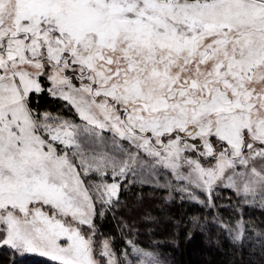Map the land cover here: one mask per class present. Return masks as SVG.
Instances as JSON below:
<instances>
[{
  "label": "snow or ice",
  "instance_id": "6c2138e0",
  "mask_svg": "<svg viewBox=\"0 0 264 264\" xmlns=\"http://www.w3.org/2000/svg\"><path fill=\"white\" fill-rule=\"evenodd\" d=\"M145 188L214 210L234 243L255 231L264 0H0V248L13 262L168 264L130 214ZM109 217L115 234L100 230ZM141 219L155 221L147 207Z\"/></svg>",
  "mask_w": 264,
  "mask_h": 264
},
{
  "label": "trees",
  "instance_id": "16d2710c",
  "mask_svg": "<svg viewBox=\"0 0 264 264\" xmlns=\"http://www.w3.org/2000/svg\"><path fill=\"white\" fill-rule=\"evenodd\" d=\"M36 100L41 107L48 106L53 111L58 107L45 94H40ZM138 192L139 189H133L132 194L126 198L131 209V217L137 221L141 231L138 238L142 244L157 242L168 264H264V209L247 206L244 208V218L250 221L255 231H247L242 242L234 243L212 222L214 210L191 202H181L176 193H173V201H166L164 199L167 196L166 191L149 195L151 189L145 188L144 207L148 208L155 221L144 222L141 219L144 207L135 206ZM221 192L225 197L220 201L223 205L233 194L227 190ZM219 211L225 220L236 218L223 207ZM121 215L128 217L127 212H122ZM194 216L199 218L200 223H206L204 230H201L199 224H192L191 218ZM99 226L101 232L106 234H115L117 231L116 221L110 217L101 221ZM257 232L260 235H257ZM0 264H52V262L31 255L16 256L13 262L8 249L0 248Z\"/></svg>",
  "mask_w": 264,
  "mask_h": 264
},
{
  "label": "rangeland",
  "instance_id": "374dc122",
  "mask_svg": "<svg viewBox=\"0 0 264 264\" xmlns=\"http://www.w3.org/2000/svg\"><path fill=\"white\" fill-rule=\"evenodd\" d=\"M225 189H220V191H224ZM29 255H31V256H38V257H42V256H40V255H38V254H29ZM27 256V255H26ZM42 258H45V259H47V260H49L48 258H46V257H42Z\"/></svg>",
  "mask_w": 264,
  "mask_h": 264
}]
</instances>
